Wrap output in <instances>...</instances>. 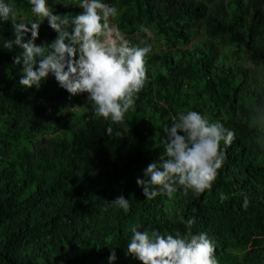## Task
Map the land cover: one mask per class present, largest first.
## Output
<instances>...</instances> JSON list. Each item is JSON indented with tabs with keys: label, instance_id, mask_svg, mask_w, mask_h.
Instances as JSON below:
<instances>
[{
	"label": "trees",
	"instance_id": "16d2710c",
	"mask_svg": "<svg viewBox=\"0 0 264 264\" xmlns=\"http://www.w3.org/2000/svg\"><path fill=\"white\" fill-rule=\"evenodd\" d=\"M83 2L0 0V264H264V86L219 63L212 41L181 48L208 21L264 61V0H98L119 30L154 28L167 51L118 77L132 80L123 120L85 109L72 138L40 139L103 71L83 45L108 22L89 9L83 31ZM21 8L37 13L13 17ZM116 96L101 100L119 113Z\"/></svg>",
	"mask_w": 264,
	"mask_h": 264
},
{
	"label": "rangeland",
	"instance_id": "374dc122",
	"mask_svg": "<svg viewBox=\"0 0 264 264\" xmlns=\"http://www.w3.org/2000/svg\"><path fill=\"white\" fill-rule=\"evenodd\" d=\"M97 3L98 0H84V2L80 4L82 13L79 26L83 29V31L92 32L94 20L90 21L86 17V15H89L87 12L89 9L93 12L95 16L94 19L102 18L104 21L108 22V26L101 34L91 35L89 38H85L83 45L84 51L93 53L101 58L100 63L103 71L98 72V74L91 79L90 86L86 90V104L83 106H72L70 112L63 117L61 115H54L49 121L55 125H60L61 128L55 132H49L44 136H40V139H49L61 136H68V138H72L74 133L78 132L82 128L76 126V118L82 114L85 109L91 110L94 115L105 113L106 119L109 121L113 119L123 120L124 116L123 113H121V103H123V101L118 95L125 92L128 88H130V94H132V80L130 78H125L122 81H119L117 80L118 77L130 75L134 64L140 62L146 54H165L167 51L164 39L156 29L145 28L135 33L123 32L118 29L116 23L120 13L117 12L114 15H105L103 11L97 7ZM67 8H69L67 4L62 6V9ZM45 10H48V7H46ZM36 13V9L21 8L13 13V17L21 19L32 18ZM54 17L58 24H61L65 19V14L56 12ZM207 22L208 21H203L201 23V26L198 29L196 36L193 38L192 43L188 46H182L181 48L186 49L192 45L200 43L203 40L212 41L218 47L221 55L220 60L218 61L219 63H226L234 68L247 69L255 84L262 88L264 86V61H256L252 57V53L244 44H240L229 34L216 32ZM122 50H126L127 53L134 56L133 60L123 67L120 66V63H118L119 53ZM61 61H66V57L62 55H54L52 58V63L54 64H58ZM144 66L151 71H154L157 69L159 64L156 62L153 64H144ZM105 91H111L117 95L115 97V101L118 103L117 107L120 109L119 113H117L118 110L112 111V109H105L103 107L101 98L103 92ZM135 102L136 101L133 97H127L124 102L125 111L130 113L135 112L137 109ZM156 102L164 105L161 100H156ZM181 114L187 118V123L190 124L191 115L186 110L181 111ZM67 123H71V126H68ZM174 144L180 149V144L176 140H174ZM169 208L171 211H175L172 205L169 206ZM247 250L248 249H239L235 250L234 253L243 256Z\"/></svg>",
	"mask_w": 264,
	"mask_h": 264
}]
</instances>
